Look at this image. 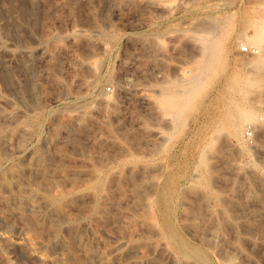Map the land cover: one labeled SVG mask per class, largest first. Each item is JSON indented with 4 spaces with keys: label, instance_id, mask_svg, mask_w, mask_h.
I'll use <instances>...</instances> for the list:
<instances>
[{
    "label": "rangeland",
    "instance_id": "rangeland-1",
    "mask_svg": "<svg viewBox=\"0 0 264 264\" xmlns=\"http://www.w3.org/2000/svg\"><path fill=\"white\" fill-rule=\"evenodd\" d=\"M263 17L264 0H0V264H41L6 240L25 236L65 264H264ZM235 100L257 117L237 134ZM55 171L87 201L118 174L124 190L71 222Z\"/></svg>",
    "mask_w": 264,
    "mask_h": 264
},
{
    "label": "bare ground",
    "instance_id": "bare-ground-1",
    "mask_svg": "<svg viewBox=\"0 0 264 264\" xmlns=\"http://www.w3.org/2000/svg\"><path fill=\"white\" fill-rule=\"evenodd\" d=\"M253 26H255V29L257 31V36L252 41V45L254 46L253 48L257 50L258 48H260L259 47L260 41L264 39V19H262L261 22H259L257 25L255 24ZM262 57H263L262 59H264V56ZM262 63L263 61L257 62L258 65ZM197 87L198 85H196L193 81H188V83L186 85H183L181 89L179 88L180 93H176V91L178 90L177 89L174 90L175 88L173 86L164 87L162 92V99L159 102L161 104V108L163 110L169 111L177 108L180 104L183 103L190 104L197 93L195 92L197 90ZM238 101L235 100V102L234 101L231 102L232 105L230 107L232 108L230 115V127L233 130L232 133L236 132V134L241 133V130L245 129V126H247L250 123L256 122L257 119L253 107L250 106L241 107ZM102 106L104 107V112L106 114L108 115L116 114L114 110V101L110 97L106 96L105 98H103ZM227 124L229 125V123ZM61 126L64 125L61 124ZM3 131L0 129V136L4 134L5 136H7L6 132ZM133 183L134 184L132 187H134V189L138 191V181L133 180ZM44 184L52 188L60 187L61 189H63L60 193L56 195V197H54L51 205L53 204L55 205V207L57 208V211L55 210V212L56 213L59 212L61 218H63L64 220H69L71 222H73V220L69 219L68 218L69 215H67L66 213L68 209L82 208L83 209L82 211L89 213L88 212L90 210L89 206L92 205L91 202L94 204L97 210L102 209L103 207H105V204L108 202L110 197H112L109 195L111 191L110 187L112 185H114V187L118 189L119 192H122L124 190V186H123L124 178L119 174L113 176L110 179L109 185L102 184V192L104 194L103 197L94 198L91 201L90 200L87 201L86 199L90 195L75 192V189L77 188L78 180L75 177L70 176L66 172H62V171L53 172L51 176L48 178L47 183ZM107 195L108 197H106ZM28 201H31V199H28ZM6 240L10 244L20 245L23 249L30 252L31 255L41 264H65L64 260L60 257H54L52 259L47 258L42 253L41 246L38 243L34 242L28 236L23 237L19 243L15 242L10 237H7Z\"/></svg>",
    "mask_w": 264,
    "mask_h": 264
},
{
    "label": "built area",
    "instance_id": "built-area-1",
    "mask_svg": "<svg viewBox=\"0 0 264 264\" xmlns=\"http://www.w3.org/2000/svg\"><path fill=\"white\" fill-rule=\"evenodd\" d=\"M248 51V50H247Z\"/></svg>",
    "mask_w": 264,
    "mask_h": 264
}]
</instances>
